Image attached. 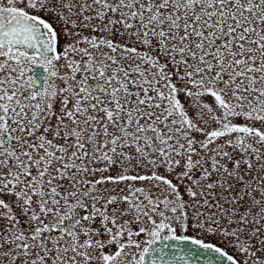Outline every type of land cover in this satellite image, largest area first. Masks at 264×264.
I'll return each instance as SVG.
<instances>
[{
  "label": "snow or ice",
  "instance_id": "6c2138e0",
  "mask_svg": "<svg viewBox=\"0 0 264 264\" xmlns=\"http://www.w3.org/2000/svg\"><path fill=\"white\" fill-rule=\"evenodd\" d=\"M0 264H264V0H0Z\"/></svg>",
  "mask_w": 264,
  "mask_h": 264
},
{
  "label": "rangeland",
  "instance_id": "374dc122",
  "mask_svg": "<svg viewBox=\"0 0 264 264\" xmlns=\"http://www.w3.org/2000/svg\"><path fill=\"white\" fill-rule=\"evenodd\" d=\"M189 234H191V233H189Z\"/></svg>",
  "mask_w": 264,
  "mask_h": 264
},
{
  "label": "water",
  "instance_id": "95a60500",
  "mask_svg": "<svg viewBox=\"0 0 264 264\" xmlns=\"http://www.w3.org/2000/svg\"><path fill=\"white\" fill-rule=\"evenodd\" d=\"M39 71V70H38Z\"/></svg>",
  "mask_w": 264,
  "mask_h": 264
}]
</instances>
